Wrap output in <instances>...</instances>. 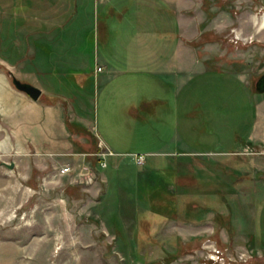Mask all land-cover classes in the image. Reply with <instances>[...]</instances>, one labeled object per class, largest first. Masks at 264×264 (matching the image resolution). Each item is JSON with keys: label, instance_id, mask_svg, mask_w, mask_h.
I'll use <instances>...</instances> for the list:
<instances>
[{"label": "rangeland", "instance_id": "1", "mask_svg": "<svg viewBox=\"0 0 264 264\" xmlns=\"http://www.w3.org/2000/svg\"><path fill=\"white\" fill-rule=\"evenodd\" d=\"M36 1L0 0V111L8 109L19 92L11 83L12 75L42 89L44 97L53 96L52 88L58 86L76 89L74 79L55 84L56 77H41L32 68L31 33L47 28L46 0H41L43 5ZM201 1L202 32L191 43H227L223 54L206 55L199 50L198 55L207 57L210 68L215 66L209 68L213 72L224 67L243 75L247 94L232 81L228 87L223 77L209 74L214 91L199 96L200 101L208 99V111H182V128L193 131L192 123H196L200 135L213 134L217 140L223 135L225 143L231 140L230 149L200 151L196 146L208 144L200 138L196 146L183 140L173 154L142 153L161 145V119L150 117L142 106L132 111L134 117H126L125 111H117L127 101L114 94L115 84L96 81L88 98L90 134L74 133L78 137L71 140L74 147L65 153L71 157L65 164L45 159L39 166L28 155L20 156V150L0 151V177H7L9 191L0 203V264H264V144L243 149L238 143L256 118L260 98L258 122L264 131V92L254 87L264 73V52L250 49L254 44L264 48V44L254 38L243 40L253 31L251 20L252 28H243L241 35L236 30L237 13L249 6L244 1ZM261 5L251 7L258 18L264 13V1ZM222 11L231 19L226 29L203 31ZM92 26L91 19L86 28L89 33ZM87 38L89 50L93 45ZM133 86L136 91L129 101L140 105L145 102L143 85L137 81ZM77 94L66 98L64 111L72 114L70 119L79 120V111L85 107ZM255 95L259 99L252 101ZM99 139L117 153L107 157L103 168L96 156ZM194 149L198 153H192ZM134 154H144V163L137 164ZM1 162L15 165L9 169ZM65 165L70 170L61 175L59 169ZM2 183L0 178V188ZM161 190L168 196H158L149 205L148 199L153 202ZM159 205L169 207L171 216H156L153 212Z\"/></svg>", "mask_w": 264, "mask_h": 264}, {"label": "crops", "instance_id": "2", "mask_svg": "<svg viewBox=\"0 0 264 264\" xmlns=\"http://www.w3.org/2000/svg\"><path fill=\"white\" fill-rule=\"evenodd\" d=\"M234 1L235 3L244 1L249 5L244 12L237 13L236 30L241 35L243 28L245 31L247 27L253 26V31L250 29L251 34L246 35L243 40L250 41L254 38L264 44V13L258 18L251 11L253 3L256 8L264 0ZM36 2L43 5L41 0ZM201 2V0H46V31L38 28L32 31L30 36L32 68L36 67L41 77L44 75L48 78L56 77L58 82L55 84L74 79L76 89L61 90L59 86L52 88L54 95L45 97L52 102L47 103L39 100L45 94L43 92L36 101L22 92L15 94L16 100L9 103L8 109L0 111V151L20 150V156L28 155V158L38 161L39 166L44 165L42 160L45 159L52 161L59 159L65 164L71 158L65 153L73 151L74 145L71 140L78 137L67 129L66 119L69 122H80L89 129L88 123H91L89 119L92 115L88 108V98L97 81L99 85L115 84L114 94L127 101L126 104L119 106L117 111H125L126 117H134L136 114L132 111H137L142 106V110L149 111L150 117L157 116L161 119L162 129L159 131L161 145L142 153L173 154V150L180 142L183 143V140L196 146L200 138L207 139L208 144L201 148L198 145L196 149L207 153H225L230 149L231 140L225 143L223 135L222 140H217L213 134L200 135L196 123H192L193 131L188 127L182 128V111H208L206 109L208 99L200 101L199 96H208L212 90L214 91L213 81L210 85L209 74L223 77L221 80L226 81L228 87L232 81L240 91L247 94L243 75L224 67L218 72H213L210 69H215V66L210 68L207 57L202 55L200 58L198 55L199 50L206 52V55L214 51L223 54L228 50L227 43L219 45L205 42L202 46L191 44V41L197 40L202 32L199 27L204 19L203 12L199 9ZM212 9L215 10L214 7ZM220 18L223 20L222 25L219 24ZM91 19L93 26L89 33L86 28ZM230 20L228 12H217L203 31L213 30L217 33L224 31ZM250 20L253 23L251 27ZM87 36H90L93 45L89 50ZM250 49L264 52L261 44H254ZM137 81L142 83L141 90L143 98L145 97V102L140 105L129 101V97L135 94L133 85ZM46 83L52 85L51 80ZM219 90L221 93L225 92L224 86ZM75 93H78L77 98L85 107L83 111H79V116L77 115L79 120L70 119L72 114L64 111L66 98L68 96L75 98ZM223 97L221 95L219 99L223 101ZM183 98H191L192 101L184 103ZM60 99L63 101L62 104L57 102ZM254 99L257 100L259 97L255 95L252 101ZM259 100V103L256 101V118L248 133L238 142L243 149L264 144V131L260 129L258 122L261 113L259 106L263 98ZM196 149L192 150V153L197 152ZM1 163L4 165V162ZM255 169L258 170L256 164ZM1 176L3 183L0 188L2 198L0 203H3L9 191L6 186L7 177ZM13 190L17 192L18 187L13 185ZM29 227L31 226L26 228Z\"/></svg>", "mask_w": 264, "mask_h": 264}, {"label": "water", "instance_id": "3", "mask_svg": "<svg viewBox=\"0 0 264 264\" xmlns=\"http://www.w3.org/2000/svg\"><path fill=\"white\" fill-rule=\"evenodd\" d=\"M11 83L13 87L18 90L19 92H22L26 94L30 99L36 101L40 95H41V89L37 86H34L33 84L25 81H21L20 79L16 78L15 76H11ZM255 90L258 93L264 92V73L261 74L258 79L255 81ZM7 168L12 169L14 167V163H3Z\"/></svg>", "mask_w": 264, "mask_h": 264}, {"label": "trees", "instance_id": "4", "mask_svg": "<svg viewBox=\"0 0 264 264\" xmlns=\"http://www.w3.org/2000/svg\"><path fill=\"white\" fill-rule=\"evenodd\" d=\"M191 44H194V43H191ZM43 98H45L44 95L41 96L39 98V100L44 102V103L52 102L51 100H47V99L43 100ZM66 127L72 133H87V134H90L89 129H87V127H85L84 125H82V124H80L78 122H74V121L69 122L66 119ZM155 195H156V197L153 199V202H152L151 199L150 200L148 199L149 205H153L154 203H156V201H158V200H156L158 198V196L159 197L168 196V193H166V190H164V191L161 190V191H158ZM153 213H155L156 216H158V217H169V216H171L170 215V213H171L170 208L166 207V206L162 207L161 205L157 206L156 209H155V212H153Z\"/></svg>", "mask_w": 264, "mask_h": 264}, {"label": "built area", "instance_id": "5", "mask_svg": "<svg viewBox=\"0 0 264 264\" xmlns=\"http://www.w3.org/2000/svg\"><path fill=\"white\" fill-rule=\"evenodd\" d=\"M98 70L100 68L98 67ZM98 147L100 150L96 153V156L98 158V163L101 168L107 166V157L109 156H115L117 153L111 151L107 146L99 139L98 141ZM134 160L137 164H143L145 161V155L144 154H134ZM70 167L68 165H65L59 169V173H67L69 172Z\"/></svg>", "mask_w": 264, "mask_h": 264}]
</instances>
